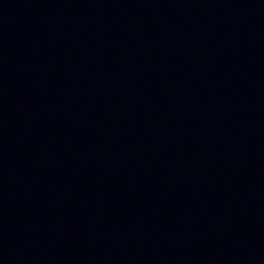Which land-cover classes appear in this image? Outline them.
Here are the masks:
<instances>
[{"label":"water","instance_id":"water-1","mask_svg":"<svg viewBox=\"0 0 264 264\" xmlns=\"http://www.w3.org/2000/svg\"><path fill=\"white\" fill-rule=\"evenodd\" d=\"M0 264H264V0H0Z\"/></svg>","mask_w":264,"mask_h":264}]
</instances>
